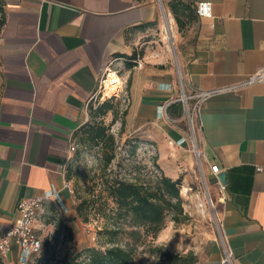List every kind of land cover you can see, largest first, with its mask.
<instances>
[{
  "label": "crops",
  "instance_id": "1",
  "mask_svg": "<svg viewBox=\"0 0 264 264\" xmlns=\"http://www.w3.org/2000/svg\"><path fill=\"white\" fill-rule=\"evenodd\" d=\"M182 1L194 9L178 56L182 84L224 89L205 97L194 116L221 224L219 245L196 264H220L221 241L234 264H264V81L241 84L264 65V0H211V17L196 14L202 0ZM157 10L155 0H0V229L15 221L21 199L46 193L35 228L51 224L57 204L72 226L69 145L89 119L88 105L116 91H107L109 71L127 82L126 132L153 150L163 173L175 179L195 161L188 142L177 144L187 129L174 67L138 51ZM20 256L12 243L1 257L21 264Z\"/></svg>",
  "mask_w": 264,
  "mask_h": 264
},
{
  "label": "rangeland",
  "instance_id": "2",
  "mask_svg": "<svg viewBox=\"0 0 264 264\" xmlns=\"http://www.w3.org/2000/svg\"><path fill=\"white\" fill-rule=\"evenodd\" d=\"M155 1L158 7L157 18L150 31L140 37L138 51L140 54H143L145 50H149L153 54L160 55L162 59L166 58L172 64L177 80V97H179L183 81L180 76L178 56L183 45V38L191 28L192 13L190 9L182 12V14L180 13V18L184 21V26L179 30L174 16L168 7V3L165 0ZM165 13H168L173 19V28L176 33L174 37L168 39L164 38V31L162 29V21ZM108 74V80L113 79L116 81L118 87L120 82L116 75H120H115L110 71ZM126 83L124 82L123 87ZM117 87L115 90H117ZM106 88L107 91H115L111 90L108 85ZM184 90L185 95L189 96L192 94V91H188L185 87ZM105 97V99H108L107 96ZM117 100L118 119L111 124L112 115L110 112L103 117V122L109 125V132L113 134L116 143L115 157L108 165L106 172L111 171L109 173L121 177V174L132 168L136 163L145 164L147 165V169L154 170L151 158L155 153L147 145L140 143L136 153L134 155L131 153L133 143L126 142V139L131 135L126 132V126L124 131L121 132L120 123L121 112L128 106V102L126 99L123 100L121 93ZM116 102L114 100V103ZM188 103L191 105L192 100L189 99ZM180 112L184 117L185 128L187 129L186 114L181 104ZM75 143V150L71 153L66 164V174L69 176L66 179V183L69 185L70 190L68 188L66 189L74 201V206L80 198L97 193L102 159L105 157V149H100L99 146H95L92 143L81 141L79 135L75 136ZM191 160L193 161V158ZM134 173L136 171L133 169L131 175ZM177 177H181L182 179L180 195L182 197V207L186 218L182 222L176 223L167 217L163 228L151 243H148V240H146L144 244L136 247L135 264H169L157 250L158 247L180 256L186 255V257H189L191 255L195 257L196 261L194 264H196L214 244L219 245L220 243L221 232L218 221L217 200L212 193L206 176L202 173L198 165H196L195 161H193L190 167L180 168ZM183 188L187 189L186 192L183 191ZM57 207L59 211H56L55 215L49 214V221L51 222L49 226L35 228L38 237L41 239L42 249L40 253L33 255L27 264H33L45 248L47 249L45 242H48L49 254H55L57 257L63 256L66 252H82L87 247L102 249L110 243L121 245V232L115 237L108 235L105 226H110L111 224L106 223L98 214L90 213L87 222H83L75 214V217L70 219V225H72L71 235L69 236L63 233L58 229L57 221L65 213V210L60 208L58 204ZM118 223L120 221H117Z\"/></svg>",
  "mask_w": 264,
  "mask_h": 264
},
{
  "label": "trees",
  "instance_id": "3",
  "mask_svg": "<svg viewBox=\"0 0 264 264\" xmlns=\"http://www.w3.org/2000/svg\"><path fill=\"white\" fill-rule=\"evenodd\" d=\"M167 3L178 29H182L184 21L180 18V13L189 9L192 13L194 9L182 0H170ZM2 20L1 15L0 25ZM114 100L118 101L117 98L110 97L97 105L89 104V119L72 136L74 145L75 136L79 135L81 141L105 149L97 193L79 197L74 210L83 222L89 220L90 213L101 216L106 223L111 224L105 226L108 235L115 237L121 232V245L110 243L102 249L87 247L82 252H66L57 257L55 254H49L48 242H45L47 249L45 248L33 264H135L136 247L144 244L146 240L151 243L163 228L167 217L176 223L186 218L180 195L182 179L166 176L156 162V155L151 158L154 170L147 169L145 164L136 163L121 174V177L109 173L111 171L106 172L115 157L116 143L113 134L109 132V125L104 124L103 117L110 112L111 124L118 119V102L114 103ZM127 107L121 112V132L125 129ZM126 142L133 143L131 153L134 155L141 141L136 136H130ZM133 169L136 173L131 175ZM66 173L67 165L65 178L68 179ZM117 221L120 223L117 224ZM57 222L58 229L70 236L71 227L61 218H58ZM157 250L169 264H194L196 261L191 255L180 256L161 247ZM33 255L35 254L30 255L28 261ZM0 264H4L1 256Z\"/></svg>",
  "mask_w": 264,
  "mask_h": 264
},
{
  "label": "built area",
  "instance_id": "4",
  "mask_svg": "<svg viewBox=\"0 0 264 264\" xmlns=\"http://www.w3.org/2000/svg\"><path fill=\"white\" fill-rule=\"evenodd\" d=\"M202 1H197L195 3V12L199 17H204L198 14V7ZM212 16V15H211ZM137 66L139 63L137 62ZM116 74V72H114ZM107 77V73L102 78L104 81ZM264 81V65L260 66L254 73H252L245 81L241 84H252L255 82ZM123 83H119L117 90L108 95V98L115 97L118 98L120 93H123ZM224 89H213L208 91H192V94L187 96L184 93V86L181 84L180 88V96L176 98L175 101L180 102L183 110L186 114L187 119V131L186 136L181 137L177 144H182L185 141L188 142V150H190L195 158V163L198 165L202 173L203 170V157L204 153L199 148L197 142V129L198 126L195 122V113L198 111L199 106L203 99L208 95L215 93L217 91H221ZM192 100V104L189 105L188 100ZM75 150V145L71 143L69 145L70 154ZM209 170L212 173H216L218 171V165L211 162H206ZM65 188H69V185L65 183ZM50 193H46L43 196L32 197V198H23L17 203V218L15 221L5 227L0 229V256L5 255L10 251L12 243H15L20 249L21 256L20 261L21 264H27L30 255L39 253L42 247L41 239L38 237L35 231V220L38 213L41 211L44 202L49 198ZM219 221V220H218ZM221 224L219 223V227ZM220 264H234L233 257L230 248L227 246L225 241H221V257Z\"/></svg>",
  "mask_w": 264,
  "mask_h": 264
},
{
  "label": "bare ground",
  "instance_id": "5",
  "mask_svg": "<svg viewBox=\"0 0 264 264\" xmlns=\"http://www.w3.org/2000/svg\"><path fill=\"white\" fill-rule=\"evenodd\" d=\"M162 29L164 31L165 39L172 38L176 35L175 30L173 28V19L171 18V16H169L168 13H165V15L163 16ZM106 85H108L111 90H115V88L117 87L116 81H114L113 79H109L108 81H106ZM186 190V188H183L184 192H186Z\"/></svg>",
  "mask_w": 264,
  "mask_h": 264
},
{
  "label": "clouds",
  "instance_id": "6",
  "mask_svg": "<svg viewBox=\"0 0 264 264\" xmlns=\"http://www.w3.org/2000/svg\"><path fill=\"white\" fill-rule=\"evenodd\" d=\"M212 2L211 0H202L198 7V14L204 17H211L212 15Z\"/></svg>",
  "mask_w": 264,
  "mask_h": 264
}]
</instances>
